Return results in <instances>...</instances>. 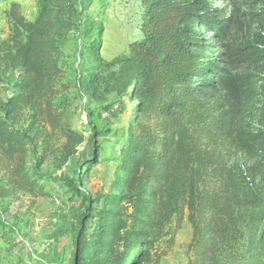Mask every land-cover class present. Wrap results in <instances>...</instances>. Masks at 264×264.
<instances>
[{"label":"trees","instance_id":"obj_1","mask_svg":"<svg viewBox=\"0 0 264 264\" xmlns=\"http://www.w3.org/2000/svg\"><path fill=\"white\" fill-rule=\"evenodd\" d=\"M142 1L144 37L130 44L112 73L114 90L136 102L138 124L129 132L116 192L104 199L93 231L78 234L73 263L160 264L174 243L172 223L180 229L187 212L190 264H212L215 249L233 243L241 222L253 220L263 204L232 183L225 156L231 148L264 147V130L250 131L237 120V103L251 97L239 91L247 78L237 82L224 69L220 75L201 53L209 44L199 27H223L218 11L206 0ZM80 3L43 0L33 22L14 5L8 12L10 36L0 40V151L12 161V183L32 195L49 194L42 189L44 157L38 151L57 138L67 159L85 141L55 104L64 75L61 41L78 27ZM255 43L237 61L262 62L264 73V37L258 34ZM15 69L20 77L4 98L2 72ZM258 244L264 251V225Z\"/></svg>","mask_w":264,"mask_h":264},{"label":"rangeland","instance_id":"obj_2","mask_svg":"<svg viewBox=\"0 0 264 264\" xmlns=\"http://www.w3.org/2000/svg\"><path fill=\"white\" fill-rule=\"evenodd\" d=\"M206 1L218 11L223 27H199L204 44H209L201 53L215 62L220 75L224 69L237 82L247 78L239 91L245 89L251 97L237 103V120L250 131L264 130L262 62L237 61L248 44L256 45L258 34L264 37V0ZM42 4L43 0H0V40L10 36L8 12L14 5L26 22H33ZM77 8L78 27L61 41L64 75L55 104L85 141L67 159L57 138L48 150L38 151L44 157L40 178L47 196L15 187L12 161L0 151V264H74L77 236L83 228L87 235L93 231L104 199L116 192L129 132L138 124L136 102L114 90L112 73L119 68L116 60L129 54L130 44L144 37L143 1L81 0ZM20 73V69L2 72L4 98L13 94ZM28 115L25 111L24 124ZM225 158L236 188L243 196H258L263 204L254 210L253 220L241 222L233 243L215 249L212 264H264L258 244L264 225V147L255 146L250 152L231 148ZM35 164L30 154L27 167ZM171 230H176L174 243L160 264H190L193 230L187 212L180 229L174 221Z\"/></svg>","mask_w":264,"mask_h":264}]
</instances>
